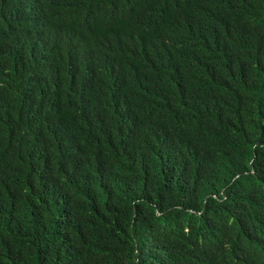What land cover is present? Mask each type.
Segmentation results:
<instances>
[{
  "label": "trees",
  "instance_id": "trees-1",
  "mask_svg": "<svg viewBox=\"0 0 264 264\" xmlns=\"http://www.w3.org/2000/svg\"><path fill=\"white\" fill-rule=\"evenodd\" d=\"M0 264H264V0H0Z\"/></svg>",
  "mask_w": 264,
  "mask_h": 264
}]
</instances>
